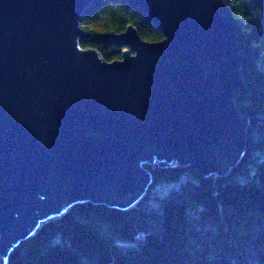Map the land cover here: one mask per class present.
Listing matches in <instances>:
<instances>
[{
	"label": "water",
	"instance_id": "95a60500",
	"mask_svg": "<svg viewBox=\"0 0 264 264\" xmlns=\"http://www.w3.org/2000/svg\"><path fill=\"white\" fill-rule=\"evenodd\" d=\"M163 31L104 61L85 50L93 0H0V264L78 203L129 210L146 166L225 176L245 153L249 118L237 29L218 0H124Z\"/></svg>",
	"mask_w": 264,
	"mask_h": 264
},
{
	"label": "trees",
	"instance_id": "16d2710c",
	"mask_svg": "<svg viewBox=\"0 0 264 264\" xmlns=\"http://www.w3.org/2000/svg\"><path fill=\"white\" fill-rule=\"evenodd\" d=\"M218 2L242 57L244 86L234 99L250 123L240 163L225 176L146 166L152 185L135 207L75 204L14 249L8 264H264V0ZM80 26L89 35L81 47L109 63L129 50L112 41L129 27L147 42L164 40L124 0H93Z\"/></svg>",
	"mask_w": 264,
	"mask_h": 264
}]
</instances>
